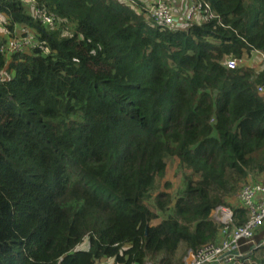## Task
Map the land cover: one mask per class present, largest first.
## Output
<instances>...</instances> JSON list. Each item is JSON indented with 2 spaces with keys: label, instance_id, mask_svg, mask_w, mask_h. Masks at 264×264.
I'll list each match as a JSON object with an SVG mask.
<instances>
[{
  "label": "trees",
  "instance_id": "16d2710c",
  "mask_svg": "<svg viewBox=\"0 0 264 264\" xmlns=\"http://www.w3.org/2000/svg\"><path fill=\"white\" fill-rule=\"evenodd\" d=\"M131 1L35 0L48 28L0 0L8 35L36 40L8 56L0 36V264H187L219 241L218 205L248 217L229 199L264 175V71L225 57L264 52V0H202L220 20L183 29Z\"/></svg>",
  "mask_w": 264,
  "mask_h": 264
},
{
  "label": "built area",
  "instance_id": "2783aa9c",
  "mask_svg": "<svg viewBox=\"0 0 264 264\" xmlns=\"http://www.w3.org/2000/svg\"><path fill=\"white\" fill-rule=\"evenodd\" d=\"M189 2V8L183 17L175 14L172 0H156L148 9V13L158 23L178 29H183L193 23L201 24L213 18L220 20L206 1L189 0ZM33 10L34 14L32 13V15L46 27L54 28L57 25L54 15L43 7L39 8L33 5ZM35 41V34L31 28L21 25L16 28L13 36L7 38L4 49L9 56L14 52L26 51L27 48L35 44ZM254 53L261 56L264 69V52L254 51ZM228 58L227 67L236 68L241 66L248 57L243 56L238 59L229 56ZM257 89L258 93L264 96V84L258 85ZM235 196L245 208L247 219L237 223L232 207L218 205L212 211L211 217L219 226V241L203 246L195 254L189 252L192 257L187 261V264H233L243 258V248L249 249L257 246L253 242L257 237L256 234L258 235L264 225V175L250 179ZM263 245L264 241L258 243V246Z\"/></svg>",
  "mask_w": 264,
  "mask_h": 264
},
{
  "label": "rangeland",
  "instance_id": "374dc122",
  "mask_svg": "<svg viewBox=\"0 0 264 264\" xmlns=\"http://www.w3.org/2000/svg\"><path fill=\"white\" fill-rule=\"evenodd\" d=\"M24 2V6H25V9L28 13L30 14H34V10H33V5H34V2L35 0H23ZM72 26H69V29H71ZM249 58H251V56L249 55ZM241 66L245 67L246 65H244V62L241 64ZM249 67V66H247ZM253 69L256 71V70H259L258 69V66H253ZM257 73V72H256ZM259 74V73H257ZM8 74L7 73H4V76L6 77ZM185 169L183 167H181V165L177 162V161H171L170 164H169V168L166 172V175L162 181V184H161V189H166L165 186H164V182H169L170 183V188L169 190L171 191V193L173 194H176L184 185V177H183V174H185ZM161 182V180H160ZM159 182V183H160ZM154 204V199H150L149 200V204ZM227 206H230L231 205H227ZM263 232L257 236L255 238V241L253 243H255L258 247V243H261L264 241V229L262 230ZM88 246H89V240L85 239L83 243H81L80 245L77 246L76 249H82V250H87L88 249ZM264 246V245H263ZM249 249L247 248H243V255H245L246 252H248ZM182 253V251H180V254ZM188 257V256H187ZM186 257V258H187ZM188 261V259H187ZM113 259L112 258H108V260H104V261H97V264H113Z\"/></svg>",
  "mask_w": 264,
  "mask_h": 264
},
{
  "label": "crops",
  "instance_id": "0c3cea01",
  "mask_svg": "<svg viewBox=\"0 0 264 264\" xmlns=\"http://www.w3.org/2000/svg\"><path fill=\"white\" fill-rule=\"evenodd\" d=\"M141 3L144 4V6L146 8H150L156 0H139ZM125 2H127L128 4H130L132 7H134L138 12H140V9L138 8V4H135L133 1L131 0H125ZM172 3H173V6H174V9H175V14L180 16V17H183V14H185V12L187 11V9L189 8V5H190V2L189 0H172ZM4 16H1L0 17V36H3L5 37L6 39L9 37L6 29H5V26H4ZM251 51V53L249 55H251V58H249V55L247 53H244V56L248 57L245 59L244 61V65L246 66H249V67H252L253 69V66H258V69L259 70H256L257 73H262L263 72V65H262V58L260 55L258 54H255ZM229 56H226L225 57V63L226 61L229 59L228 58ZM229 201L231 202L232 205L234 204H239V200L237 199V197H233L231 199H229ZM240 205V204H239ZM263 231H261V229L259 230V233L257 236H259ZM260 237V236H259ZM264 238V237H263ZM192 255L191 253L188 255L187 259H191Z\"/></svg>",
  "mask_w": 264,
  "mask_h": 264
}]
</instances>
